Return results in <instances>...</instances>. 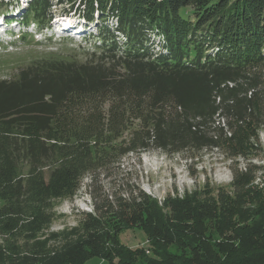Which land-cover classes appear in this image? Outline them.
Instances as JSON below:
<instances>
[{
	"label": "trees",
	"instance_id": "trees-1",
	"mask_svg": "<svg viewBox=\"0 0 264 264\" xmlns=\"http://www.w3.org/2000/svg\"><path fill=\"white\" fill-rule=\"evenodd\" d=\"M31 1L24 21L44 26L67 5L100 43L84 61L48 55L0 79V264H264V169L250 162L229 189L162 201L94 189L151 149L259 158L264 0ZM86 178L93 210L51 231L57 203ZM135 228L146 248L120 244Z\"/></svg>",
	"mask_w": 264,
	"mask_h": 264
},
{
	"label": "rangeland",
	"instance_id": "rangeland-1",
	"mask_svg": "<svg viewBox=\"0 0 264 264\" xmlns=\"http://www.w3.org/2000/svg\"><path fill=\"white\" fill-rule=\"evenodd\" d=\"M68 9L67 5H56L53 13L60 16ZM71 16V14L69 15ZM77 16V15H76ZM8 28L0 36V79L14 77L20 67L45 56L84 61L93 52L91 46L96 38L82 40L81 37H50L49 33L40 32L30 37L21 38L15 27ZM32 29V28H31ZM22 33V32H21ZM262 152L259 158L244 161L228 160L215 150H203L195 153L166 154L151 149L141 153L124 156L118 165L98 177L95 192L112 195L125 193L129 187L139 189L162 201L166 196L182 197L194 189H229L233 169H242L248 162L251 166L264 169V131L258 135ZM256 183L262 181L261 173L256 174ZM89 179L83 180L80 190L71 200H62L54 208L55 219L51 231H60L77 225L82 212H91L92 199L88 193ZM120 244L129 248H146L144 232L139 229L124 230L118 235ZM86 264H115L100 258H90Z\"/></svg>",
	"mask_w": 264,
	"mask_h": 264
}]
</instances>
